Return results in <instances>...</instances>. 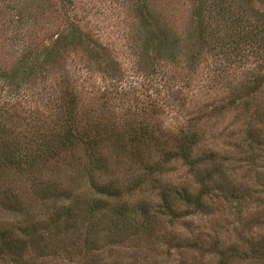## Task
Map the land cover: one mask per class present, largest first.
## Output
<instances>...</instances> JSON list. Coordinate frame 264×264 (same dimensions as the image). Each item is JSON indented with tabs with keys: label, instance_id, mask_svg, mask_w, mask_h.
Masks as SVG:
<instances>
[{
	"label": "rangeland",
	"instance_id": "obj_1",
	"mask_svg": "<svg viewBox=\"0 0 264 264\" xmlns=\"http://www.w3.org/2000/svg\"><path fill=\"white\" fill-rule=\"evenodd\" d=\"M136 1L0 0L1 123L22 131L28 142L41 134L49 137L66 118L70 124L117 130L123 136L151 124L168 132L196 131L194 154L213 150L227 175L219 179L224 184L229 179L228 188L238 184L241 196L198 209L180 200L173 205L175 215L142 227L120 248L133 253L131 264H214L218 250L233 244L238 251L227 264H264V256L244 254L251 237H264V53L245 50L230 66L210 55L214 52L205 40L183 37L200 3L209 7L207 0H140L157 28L173 38L158 48L149 46L134 27ZM216 1L224 7L221 23L246 10L262 26L264 0ZM72 24L81 28L80 44L61 43L55 61L22 76L27 58L56 38L64 40ZM219 63L225 71L217 69ZM248 126L262 134L258 142L244 134ZM202 165L191 172L172 160L165 165L163 181L174 189L192 185L194 193ZM0 219L15 218L0 211ZM67 244L57 252L80 264L78 252ZM23 255L33 257L34 252L28 249Z\"/></svg>",
	"mask_w": 264,
	"mask_h": 264
},
{
	"label": "trees",
	"instance_id": "obj_2",
	"mask_svg": "<svg viewBox=\"0 0 264 264\" xmlns=\"http://www.w3.org/2000/svg\"><path fill=\"white\" fill-rule=\"evenodd\" d=\"M207 3L209 7L200 3L183 37L205 40L214 52L210 55L230 66L245 50L253 55L264 53V11L259 12L262 26L257 21L254 24L246 10L221 23L224 7L216 0ZM135 4L134 27L146 44L158 48L165 41L172 42L168 33L157 28L143 3L137 0ZM72 26L62 35L64 40L56 38L51 46L28 57L22 76L43 71L55 61L61 43L80 44L81 28ZM219 65L217 69L225 71ZM64 121L49 137L41 134L38 140L28 142L21 138L22 131L15 133L0 118V211L15 218L0 219V260L8 264H73L57 252L66 242L78 252L80 264H131L128 258L133 253L120 247L142 227L147 229L161 216L175 215L173 205L180 200L198 209L241 196L236 192L238 184L228 188L231 181L224 184L219 179L227 175L219 168L213 150L194 154L199 141L196 131L181 128L168 132L151 124L123 136L117 130L98 132L87 124L81 127L70 124L68 118ZM243 132L255 142L262 135L252 126ZM172 160L188 165L191 172L194 165L203 164L195 177L198 188L194 193L192 185L174 189L163 181L165 165ZM250 241L249 252L244 254L263 258L264 237H251ZM188 242L194 244L193 239ZM237 248L232 244L218 250L214 264H227ZM28 249L34 252L33 257L23 255ZM186 264L195 262L187 260Z\"/></svg>",
	"mask_w": 264,
	"mask_h": 264
}]
</instances>
